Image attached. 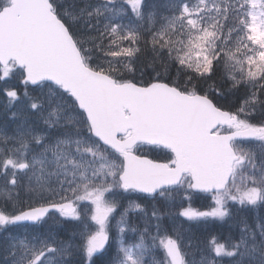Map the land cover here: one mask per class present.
I'll return each mask as SVG.
<instances>
[{"label": "snow or ice", "instance_id": "obj_1", "mask_svg": "<svg viewBox=\"0 0 264 264\" xmlns=\"http://www.w3.org/2000/svg\"><path fill=\"white\" fill-rule=\"evenodd\" d=\"M158 7L0 0V264H264V0ZM57 214L71 240L28 231Z\"/></svg>", "mask_w": 264, "mask_h": 264}, {"label": "trees", "instance_id": "obj_2", "mask_svg": "<svg viewBox=\"0 0 264 264\" xmlns=\"http://www.w3.org/2000/svg\"><path fill=\"white\" fill-rule=\"evenodd\" d=\"M151 2L156 3L157 5H159L158 9H157V21H159V16L162 13H166V9L164 7L165 3L167 2V0H151ZM137 68H140V64H137ZM152 73V69L148 68L145 69V75H144V79L147 80L150 78V75ZM140 77V73L139 71H137L136 73V78L139 79ZM13 83H16L17 87L22 88V85H18V82L13 81ZM209 83H212L211 81ZM243 92H238L235 95H231L229 96V98L223 102V107L225 108H231L234 109L236 104L238 102H240V100L243 98ZM7 99L6 96H4L3 94H0V103L3 102V105H6L7 103H5V100ZM4 108L5 107H1L0 106V124H3L5 121H7V126H8V131L11 132L12 129H14L15 127V122L11 121L9 119L10 116V112L8 113V115H5L4 112ZM10 111H15V106L10 110ZM3 120V122H2ZM2 183H0V189L2 187ZM200 197H204V198H200ZM197 197L196 195L193 197V199L191 200V202H184V206H190L193 207L199 211H204V210H209V206L211 205V200L209 198H207L206 196H200ZM164 204V201L162 199H159L156 202V206L159 208ZM149 211H150V207H149ZM261 215H264V210H261L260 212ZM247 217H248V221L250 224L253 223V216L255 215L252 212H247L246 213ZM238 218V217H237ZM165 221V220H164ZM180 225H182L184 228H186L187 233H189V235H192L193 231H197L195 236L198 237H205L209 234V227H211L213 232H219L222 233L223 235H227L229 232H232L233 234H238V229L237 228H230L229 227V222H213L210 226H206L204 224V222H200V223H196V222H188L187 220L183 221L180 219ZM165 225H166V221H165ZM144 226V222H138L137 223V227L142 230ZM172 228H169V230L171 231ZM182 232H184V230H181ZM194 236V235H193ZM138 240V238H137ZM0 242H3V238L0 237Z\"/></svg>", "mask_w": 264, "mask_h": 264}, {"label": "flooded vegetation", "instance_id": "obj_3", "mask_svg": "<svg viewBox=\"0 0 264 264\" xmlns=\"http://www.w3.org/2000/svg\"><path fill=\"white\" fill-rule=\"evenodd\" d=\"M21 195L23 196V194H21ZM57 217H58V214H57ZM61 222H62L63 226H61ZM64 223H66V224L69 226V225L74 224L75 222H74V221H71V220L63 221L62 218H59V217H58L57 221L55 222V225H56L57 227L60 226L62 229H65V225H64ZM65 232H66V231H65ZM114 247H115V246H114ZM113 251H114V250H113Z\"/></svg>", "mask_w": 264, "mask_h": 264}, {"label": "rangeland", "instance_id": "obj_4", "mask_svg": "<svg viewBox=\"0 0 264 264\" xmlns=\"http://www.w3.org/2000/svg\"><path fill=\"white\" fill-rule=\"evenodd\" d=\"M5 103H7V99L5 100ZM187 207H190V206H187ZM192 208V207H191ZM185 230V229H184ZM24 234V233H23ZM23 234H19L18 232H16V235L19 237V236H22Z\"/></svg>", "mask_w": 264, "mask_h": 264}]
</instances>
